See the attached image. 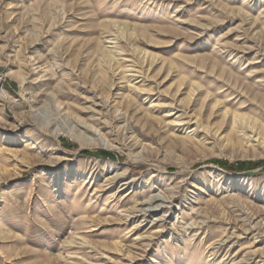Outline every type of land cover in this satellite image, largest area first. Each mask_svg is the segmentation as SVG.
<instances>
[{"label":"rangeland","instance_id":"rangeland-1","mask_svg":"<svg viewBox=\"0 0 264 264\" xmlns=\"http://www.w3.org/2000/svg\"><path fill=\"white\" fill-rule=\"evenodd\" d=\"M0 264H264V0H0Z\"/></svg>","mask_w":264,"mask_h":264},{"label":"trees","instance_id":"trees-1","mask_svg":"<svg viewBox=\"0 0 264 264\" xmlns=\"http://www.w3.org/2000/svg\"><path fill=\"white\" fill-rule=\"evenodd\" d=\"M82 154L85 156H95V157H101L103 159L115 160V156L109 152H103L102 151V152L92 153L89 151H82ZM214 163L222 166L223 168H226V169L231 170V171H236V172H248L250 170L249 166L245 163L238 164L235 166H231V165H228V163L220 162L217 160L214 161Z\"/></svg>","mask_w":264,"mask_h":264},{"label":"bare ground","instance_id":"bare-ground-1","mask_svg":"<svg viewBox=\"0 0 264 264\" xmlns=\"http://www.w3.org/2000/svg\"><path fill=\"white\" fill-rule=\"evenodd\" d=\"M158 201H159V200H158V197H156V198H153L152 201L149 202V204L154 203V202H158ZM138 212H140V211H138ZM134 215H135V214H134ZM134 217H138V216H134Z\"/></svg>","mask_w":264,"mask_h":264}]
</instances>
